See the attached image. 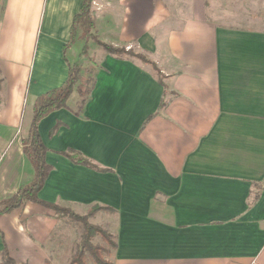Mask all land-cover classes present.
Returning a JSON list of instances; mask_svg holds the SVG:
<instances>
[{
  "label": "crops",
  "instance_id": "1",
  "mask_svg": "<svg viewBox=\"0 0 264 264\" xmlns=\"http://www.w3.org/2000/svg\"><path fill=\"white\" fill-rule=\"evenodd\" d=\"M97 1L100 41L158 74L97 55L85 103L71 93L38 123L52 169L37 198L80 217L107 209L88 221L108 230L111 264H264V30L220 20L212 0ZM79 10L0 0V201L33 179L21 141L36 99L91 47L77 28L64 50ZM61 216L33 202L0 216V264H71Z\"/></svg>",
  "mask_w": 264,
  "mask_h": 264
},
{
  "label": "trees",
  "instance_id": "2",
  "mask_svg": "<svg viewBox=\"0 0 264 264\" xmlns=\"http://www.w3.org/2000/svg\"><path fill=\"white\" fill-rule=\"evenodd\" d=\"M92 2L93 0H80V10L73 17L70 40L68 44L64 46V50L72 44L78 28L80 30V37L86 42L94 41L104 52L108 54L123 55L134 58L140 63L149 66L156 74H158L155 64L148 60L145 56L134 53L131 50L125 51L124 48H114L101 42L100 40H97L94 33L95 27L91 15ZM86 49V46L82 49L81 53L83 56L86 55ZM81 67V62L79 61L73 63L72 65L68 64V72L64 83L58 88L40 95L36 99L32 108V118L29 124L27 136L21 141L23 155L33 171V179L29 184L19 187L11 197L0 201V216L12 212L25 202H33L44 207L52 208L56 213L68 215L70 218L78 221L83 226L82 243L71 261V264H85L83 260L85 251L89 252L95 264H111L105 261L102 257L101 248L93 247L89 244L90 239L94 235H99L104 241L110 244L112 248H114L115 245L111 240L110 235L95 226L89 225L87 222V217L98 211H105L107 209L94 207L89 210L86 216L78 217L65 209L46 204L37 198L38 192L43 188L44 182L52 169V167L48 165L45 160V155L48 150L40 137L38 123L48 113L65 106V103L72 93L75 84L80 80L79 73L81 71ZM92 85L93 78L86 80L84 89H80L78 91V96L80 97L79 106H82L85 103V100L91 91ZM53 130L54 128L51 131ZM59 154L67 158L74 165L96 169L94 166L90 165L80 153L68 150L66 152H60ZM97 171L104 172V170ZM5 258L8 264H16L8 257L7 254L5 255Z\"/></svg>",
  "mask_w": 264,
  "mask_h": 264
},
{
  "label": "rangeland",
  "instance_id": "3",
  "mask_svg": "<svg viewBox=\"0 0 264 264\" xmlns=\"http://www.w3.org/2000/svg\"><path fill=\"white\" fill-rule=\"evenodd\" d=\"M212 1H213L212 13H213V15L219 17L220 20H223L225 22L227 21L229 24L236 25L238 27L255 28V29L264 30V0H212ZM91 8L93 10V11H91V15L97 14L102 10L99 8V4H98L97 0H93ZM101 12L103 13V11H101ZM94 27H95V25H94ZM78 31L79 32H77V34L80 33V30H78ZM94 33H95L97 40H101L100 37H102L103 33H102V31H100V29L98 27ZM100 33H102L101 36H99ZM90 44H91V47L90 48L86 47L87 48L86 49V55L83 57L84 59H82L83 64L81 67V71L79 73L80 80L75 84V86L73 88V92L70 96L71 98H70L69 102H71V104L74 107H76L77 104L79 105L80 97L77 94L78 91L80 89L81 90L84 89L86 80L93 78V74H94V70H95L94 69L95 68L94 67V65H95L94 61L97 62V59H98L97 55L101 54V52L104 54L101 47L98 46L94 41H90ZM128 50H131L134 53H137L132 48H130ZM92 54H93V57L90 58V56H92ZM132 59H134V58H132ZM134 60H136V59H134ZM29 109H30V105L27 107V109L25 111L26 113H24L25 114L24 115V122L26 120L28 121V119L30 117L29 112H28ZM92 215H94V214H92ZM91 216H89V217H91ZM78 217H80V216H78ZM89 217H87V222L89 225L95 226V227L101 229L102 231H104L105 233L108 232V230H106L105 228H103V226H101L100 222H98L96 218L95 219L93 218L92 220L88 221ZM60 218H62L61 223H60L61 229H62V231L67 232V235L64 234L65 242L69 241L65 244L63 252L68 253L67 255H69L70 260L71 259L73 260L77 250L79 249V247L82 243L83 226L81 223L77 222L73 218H70L68 215H65V216L63 215ZM59 232H60V229H59ZM70 232H71V235L69 236ZM89 244L93 247L101 248L102 257L104 258L105 261L110 263L109 255H110V252L112 249L110 244H108L106 241H104L99 235H94L90 239ZM1 259H3V256H0V260ZM83 260H84L85 264H95L92 256L87 251L84 252V259Z\"/></svg>",
  "mask_w": 264,
  "mask_h": 264
}]
</instances>
